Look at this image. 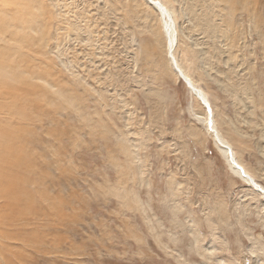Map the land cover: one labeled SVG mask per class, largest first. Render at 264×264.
Returning <instances> with one entry per match:
<instances>
[{
	"label": "rangeland",
	"instance_id": "obj_1",
	"mask_svg": "<svg viewBox=\"0 0 264 264\" xmlns=\"http://www.w3.org/2000/svg\"><path fill=\"white\" fill-rule=\"evenodd\" d=\"M24 1L0 0V52L27 78L0 81L20 157L0 162V264H264V199L194 117L156 9ZM161 1L177 62L264 186V0Z\"/></svg>",
	"mask_w": 264,
	"mask_h": 264
},
{
	"label": "bare ground",
	"instance_id": "obj_2",
	"mask_svg": "<svg viewBox=\"0 0 264 264\" xmlns=\"http://www.w3.org/2000/svg\"><path fill=\"white\" fill-rule=\"evenodd\" d=\"M29 1V0H28ZM31 1V0H30ZM35 1V0H34ZM150 5H152L156 11H157V15L159 17V21H160V25H161V29L163 32V35L165 36V40H166V54L167 57L169 59L170 65L173 69V71L176 73L177 77L179 79H181L185 85L188 87V89L190 90V93L192 94V96L198 101V103L203 107V112L202 114H193L194 117L196 118V120L202 125V127L205 129V132L208 133L213 141V143L215 144L216 148L218 149L219 153L221 154L223 160L225 161L227 167L229 168V170L231 171V173L238 177L240 180H242L244 183H246L248 186H250L251 188H253L256 192H258L264 199V186L263 184H261L258 180L255 179L254 175L252 172L249 171V169L247 168V166H245L237 157V155L235 154L232 145L230 144V142L222 135V133L219 131L218 127H217V123L215 121V114H214V109L211 105V102L209 101V98L207 97V94L199 87L197 86L193 80L190 78V76L183 70V68L179 65V63L177 62L173 50L175 45L177 44V29H176V25H175V21H174V13L171 10V8L164 2H162L161 0H146ZM20 3V2H19ZM18 3V4H19ZM34 2H30L31 7H33ZM36 3V2H35ZM23 4V3H22ZM24 4L27 6V0L24 1ZM29 4V5H30ZM40 4V3H39ZM20 5V4H19ZM39 6V5H38ZM41 6V5H40ZM29 8V7H28ZM42 8V7H41ZM17 9V8H16ZM31 12V11H30ZM4 13V12H3ZM34 12H31V14ZM19 14V13H18ZM9 15V14H7ZM4 16V15H3ZM14 16V15H13ZM34 16V15H33ZM17 17V16H16ZM35 18V16H34ZM34 18H32V20H29V25L30 27L32 26L31 24L34 22ZM22 19V18H21ZM30 19V18H29ZM11 20V19H10ZM24 20V19H23ZM12 21V20H11ZM28 22V21H27ZM38 22V21H37ZM5 23V22H4ZM3 23V24H4ZM12 23V22H11ZM6 24V23H5ZM9 25V24H8ZM5 26V25H4ZM1 28V27H0ZM3 28V27H2ZM5 28V27H4ZM8 28H11L10 26ZM27 29V28H26ZM3 30V29H2ZM0 33L2 34L1 30ZM3 37V36H2ZM4 40V39H3ZM6 43L8 41H5ZM3 46V45H2ZM6 46V45H4ZM7 47V46H6ZM3 48V49H7V48ZM11 47V46H10ZM2 49V47H0ZM11 49V48H10ZM9 49H7L8 51ZM11 51V50H10ZM4 54L6 53L4 50H2V52H0V81H3V83H5V86L7 85L8 91H9V87L14 89V84L15 80L18 81H22V79H27L26 77L18 74L17 72V66L16 64L14 66H12V63L14 62L13 60H9L11 54L8 55L6 53V57H8L7 59H5L1 53ZM8 55V56H7ZM13 57V55H12ZM4 60L7 61L6 63H4ZM9 60V61H8ZM12 62V63H10ZM4 63V64H3ZM10 63V67H7L8 70H5L4 65H9ZM180 76H182L186 82V83ZM27 81V80H26ZM16 82V83H17ZM9 86V87H8ZM0 89H2L0 87ZM5 89V88H4ZM7 90V89H5ZM4 90V92H5ZM15 90V89H14ZM13 90V92H14ZM3 90H0V94L2 93ZM7 92V91H6ZM10 92V91H9ZM8 92V93H9ZM12 93V92H11ZM3 94V93H2ZM1 94V95H2ZM10 94V93H9ZM6 95V93H5ZM13 95V93H12ZM14 99V98H13ZM25 101V100H24ZM4 105V104H3ZM9 105V104H8ZM14 102L10 104V110L13 108ZM5 106V105H4ZM206 106H209L210 108V113L207 112L206 110ZM2 107V106H1ZM18 108L16 109L17 112L20 111V115L22 113V109L19 110V108L21 107L20 105L17 106ZM4 108V107H3ZM21 119H23L21 117ZM23 122V121H22ZM210 122V125H209ZM15 141V134L13 133V131L9 128L7 130L2 131V129H0V162H2L3 160H10L11 162L14 161V163L18 164L20 163V157L18 155H16L14 148H13V144ZM3 161V163H4ZM8 162V161H7ZM13 163V164H14ZM2 164V163H1ZM6 165V161L4 163ZM8 164V163H7ZM12 164V163H10ZM15 165V164H14ZM13 166V165H10ZM4 167V166H3ZM6 167H9V165H7ZM1 168V167H0ZM11 170V169H9ZM0 172L2 173L3 171L0 170ZM7 177V176H6ZM9 179V178H8ZM3 182V181H1ZM16 182V181H15ZM13 184V183H12ZM12 184L10 183L11 187ZM1 186V185H0ZM19 187V186H18ZM5 188V187H4ZM15 188H13L14 190ZM3 190V188H2ZM9 191V190H8ZM14 193H16L15 191H12ZM7 195H9L7 193ZM18 198V197H17ZM13 199V198H12ZM250 251H251V260L254 256L253 252H255V249L253 248V245H250ZM200 254V252H199ZM204 259H208L210 258V253H203L200 254ZM235 263V262H234ZM236 264V263H235Z\"/></svg>",
	"mask_w": 264,
	"mask_h": 264
},
{
	"label": "water",
	"instance_id": "obj_3",
	"mask_svg": "<svg viewBox=\"0 0 264 264\" xmlns=\"http://www.w3.org/2000/svg\"><path fill=\"white\" fill-rule=\"evenodd\" d=\"M185 82H186V80L182 77V76H180ZM187 83V82H186ZM188 84V83H187ZM206 110H207V112L208 113H210V108H209V106H206ZM209 125H210V122H209Z\"/></svg>",
	"mask_w": 264,
	"mask_h": 264
}]
</instances>
